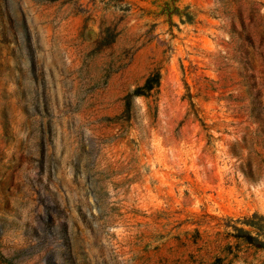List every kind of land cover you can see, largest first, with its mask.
<instances>
[{"label": "rangeland", "instance_id": "374dc122", "mask_svg": "<svg viewBox=\"0 0 264 264\" xmlns=\"http://www.w3.org/2000/svg\"><path fill=\"white\" fill-rule=\"evenodd\" d=\"M0 264H264V0H0Z\"/></svg>", "mask_w": 264, "mask_h": 264}, {"label": "trees", "instance_id": "16d2710c", "mask_svg": "<svg viewBox=\"0 0 264 264\" xmlns=\"http://www.w3.org/2000/svg\"><path fill=\"white\" fill-rule=\"evenodd\" d=\"M153 82V77H150L145 82V87L150 88V84Z\"/></svg>", "mask_w": 264, "mask_h": 264}, {"label": "bare ground", "instance_id": "6f19581e", "mask_svg": "<svg viewBox=\"0 0 264 264\" xmlns=\"http://www.w3.org/2000/svg\"><path fill=\"white\" fill-rule=\"evenodd\" d=\"M207 164H208V163H207ZM209 166H210V165H209ZM217 168H218V167H217ZM215 170H216V169H215ZM194 171H195V170H194ZM218 171H219V170H218ZM216 173H218V172H216ZM216 173H215V174H216ZM219 175H220V174H219ZM216 176H217V175H216ZM212 186H213V185H212ZM208 188H209V187H208Z\"/></svg>", "mask_w": 264, "mask_h": 264}]
</instances>
